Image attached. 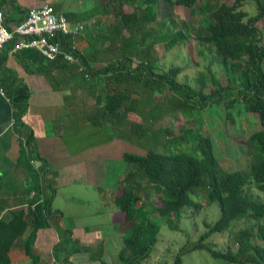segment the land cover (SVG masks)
<instances>
[{
  "label": "trees",
  "instance_id": "trees-1",
  "mask_svg": "<svg viewBox=\"0 0 264 264\" xmlns=\"http://www.w3.org/2000/svg\"><path fill=\"white\" fill-rule=\"evenodd\" d=\"M133 1L101 0L106 9H117L113 15L121 20L119 31L124 27L130 30L138 22L136 28L145 29L149 23L158 20L160 1L170 9V13L178 7L186 8L188 12L190 10V16H187L189 18L194 16L195 12L202 15L198 29L194 30L189 22L183 21L180 28L170 33V45L192 40L198 56L209 58L206 52L212 53L207 64V73L198 74L200 86L192 87L176 79L182 70L181 66H172L162 73H156L147 62L133 64L129 57L91 71L92 75L113 72L117 74L118 80L130 81L131 77H135V73H144L148 78L163 82L168 88H180L185 91L187 99L183 101L187 108L182 110L188 112L184 111L183 115L189 114V111L196 107L204 108L222 103L227 116L231 117L229 109L241 102L246 111L256 116L259 126L246 139V153L249 155V168L246 171H227L222 168L215 157L211 138L197 132L194 135L192 152L183 149L174 152L149 149L144 155L124 153L125 161L136 166L135 172L130 174L138 171L144 173L159 198L157 201H151L152 208L168 221L180 218L186 206L194 205L197 208L199 203L194 200L196 196H204L208 203L218 204L219 218L213 222H204L206 230L200 235L194 248L206 249L212 257L229 263L264 264V201L252 196L247 190L250 185H255L256 189L264 194V28L261 27H264V0H254L256 12L253 14L247 13L243 8L250 0H202L200 5L198 0H137L132 11H125L123 6ZM196 4L198 10L194 12ZM189 32L194 34L192 38ZM25 51L34 61L42 65L47 64L48 60L36 50ZM214 62L219 63L225 72L224 83L218 80L212 70ZM208 78L211 81L210 86L207 85ZM193 88L200 89L196 91ZM2 89L12 105V126L20 144L17 165L26 169L30 178L29 192L35 190V195L26 207L12 209L10 219L0 218V264H11L10 252L20 237H24V254L29 258L27 264H73L71 254L79 248H65L70 230L63 232L50 254L42 256L33 252L32 244L37 230L48 227L49 219L53 215L50 199H42L40 196L46 182L42 174H45L48 168L36 152L33 135L25 132L21 120L27 89L24 86L11 90ZM195 95H199L198 100L193 97ZM225 97L227 101L223 102ZM124 99L125 95L120 92L106 95L103 98L106 111L109 114L117 112ZM190 100L194 103L192 107L188 105ZM192 132L191 129L185 128L182 135L174 137L172 145L186 143L189 140L188 133ZM32 159L40 160L38 168L31 163ZM198 190H201L200 194L197 193ZM116 191L115 204L118 213L115 218L126 226L122 236L123 247L118 258L121 264H141L151 253L157 240L159 225L151 219L147 204L139 194L138 184ZM32 203L35 204L33 208ZM241 220L246 223L238 232L235 249L227 247L225 250H218L204 242L213 233L221 232L233 222ZM57 229H62L59 222ZM181 259L180 254L176 255L172 264H180Z\"/></svg>",
  "mask_w": 264,
  "mask_h": 264
},
{
  "label": "crops",
  "instance_id": "crops-1",
  "mask_svg": "<svg viewBox=\"0 0 264 264\" xmlns=\"http://www.w3.org/2000/svg\"><path fill=\"white\" fill-rule=\"evenodd\" d=\"M44 3H49L55 12L64 14L71 23L83 24L80 33L67 42L77 46L83 62L90 68L87 80L93 81L80 85L77 76L81 72L74 65H64L60 60L48 61L46 65H42L34 61L25 50L12 52V44H7L0 52V89L11 90L17 86L27 89L21 120L25 132L33 135L36 152L48 168V179L40 196L42 199H50L53 215L48 227L37 230L32 249L38 255L50 254L63 232L70 230L65 248H79L71 254L73 264H121L118 254L123 247L122 236L126 226L115 218L118 213L115 191L112 198H109L112 206L109 205L104 211L91 212L94 213L92 217H88L90 213L86 214L82 207L75 205L88 206L91 204L89 199L65 191L90 189L86 187L99 190L108 176L109 165L123 163L124 153L146 154L148 148L142 149L141 145L130 139L133 121L138 120L141 126L144 123L138 133L140 136L146 134L142 136L145 139L151 140L158 128L151 129L152 125L148 120L142 122L143 116L139 117L132 110L126 112L130 106L129 88H115L117 85L123 86L118 84L121 80L116 78L117 74L114 73L116 82L111 77L113 72L99 76L91 74V71L102 68L113 60L108 53H115L116 41L109 40L102 33L114 14L111 8L106 9L101 0H0L5 20L10 27L24 19L29 9L40 7ZM126 7L127 4L123 9ZM4 92L3 89L0 90V218L8 220L11 217L10 211L26 207L31 196L28 188L29 175L24 167L17 165L20 144L11 123L12 105ZM115 92L124 94L125 99L117 112L109 114L103 98ZM143 92L146 94V90ZM159 101L154 100L155 105L161 103ZM132 105L133 101L131 107ZM122 109L124 111L120 113ZM99 117L115 119L117 122L113 124H117L124 134L114 132L101 136V123L97 120ZM118 173L121 172L113 171V176L117 178ZM134 174L144 176L142 171ZM117 180L120 182L118 188L138 184L139 192L149 183L145 177L143 184L140 181L132 183L133 180H121L120 176ZM59 198L67 202L60 206L56 204ZM69 205L75 206V213L79 214L77 225H71L72 215L67 214ZM100 213L106 216L100 217ZM83 221L84 224H81ZM58 222L62 228L60 230L57 229ZM10 257L12 264L14 260L12 255ZM17 259L25 264V260L29 258L24 254V260L20 257Z\"/></svg>",
  "mask_w": 264,
  "mask_h": 264
},
{
  "label": "rangeland",
  "instance_id": "rangeland-1",
  "mask_svg": "<svg viewBox=\"0 0 264 264\" xmlns=\"http://www.w3.org/2000/svg\"><path fill=\"white\" fill-rule=\"evenodd\" d=\"M201 1L202 0H198L199 5ZM136 2L137 0H134L133 3H127L125 11H132L137 4ZM198 4L194 6V12L198 10ZM112 5L115 6V4ZM243 8L247 13L253 14L256 12L255 1L250 0L246 2ZM111 10L112 13L117 11V9L115 10L114 8ZM158 12V20L149 23L147 28L137 29L138 22L133 25L130 30L124 27L121 31L118 30L121 25V20L119 17L111 15L108 27L102 31L109 40L116 41L115 53H108V56L113 58L109 64H115L124 57H129L132 59L133 64H145L147 62V65H150L156 73H162L170 67L178 65L182 67L181 72L176 77L179 82H186L192 87L200 86L198 74L199 72L207 73V64L210 62L212 53L206 52L209 58L198 56L192 40L185 43L177 42L170 45V33L180 28L183 21L189 22L194 30L198 29V27L201 26L200 20L202 15L196 14L195 12L194 16L189 18L187 16H190V10L188 12L186 8L178 7L170 13V9L161 1L158 5ZM261 27L264 28L263 25H261ZM118 34L120 35L118 36ZM189 34L191 38L194 36L193 33L191 34L189 32ZM120 38L124 41L122 42ZM262 39L264 41V30ZM117 42H119V44H117ZM212 70L218 80L224 83L225 72L222 71V66L214 62ZM79 74L77 76V81L80 85H85L92 80L85 79L82 73ZM112 74L111 77L113 82H116L114 73ZM134 75L135 77H131L130 81L121 80L122 83L118 82V84H123V86L117 85L115 88H126L125 90L129 88L128 102L130 106H128L126 112L132 110L133 113L139 117L143 116L142 122L147 119L148 123L152 126L156 125L158 122L156 127H150L151 129L158 128V133L155 131L151 140L148 138L145 139L146 137L142 136L146 134L143 133V135L140 136L138 133L144 123L141 126L138 120L133 121V127H131L132 130H130L132 134L130 135L129 133L130 139H132L133 142L141 145L142 149L148 148L161 152H174L183 149L187 152H192L195 142L194 135L200 132L211 138L215 157L222 168L227 171L248 170L249 155L246 153V139L259 125L256 116L246 111L243 103L237 102L233 108L229 109L231 117L227 116L225 107L222 103L208 105L204 108L196 107L195 109H191L189 114L183 115V112L187 111L182 110V108H187L186 103L183 102L187 100L184 90H180V88H168L163 82L153 80L151 77L148 78L144 73L143 75L141 73H135ZM207 85H211L209 78L207 80ZM193 89L198 91L200 88ZM143 90H146V94H144ZM207 90L208 88H206V91ZM193 97L196 100L199 99V95ZM154 100L158 102L161 100V103L155 105ZM131 101H133L132 107ZM224 101H227L226 97L223 102ZM188 105L192 107L194 105L193 101L190 100ZM123 111L124 109H122L120 113ZM134 119L136 118H133V120ZM97 120L101 123L99 126L101 130H99V133L101 136L114 132L120 135L124 134L118 129L117 124H113L117 122L115 119L107 120L99 117ZM185 128H189L193 131L190 134L188 133L189 140L183 144H177L176 146L172 145L174 137L182 135ZM149 132L150 129H148V133ZM108 170V176L105 178L104 184L99 190L93 187H86L90 189L76 188L75 190L67 189V191H65V193H77L82 198L90 200L91 204L88 206L75 204L76 206L82 207V210H85L86 214L89 212L90 214H88V217H92L94 213L91 212L95 210L104 211L108 209L109 205L112 206L111 199L109 198H112L114 191L116 194V190L119 189L120 182L117 180L119 176L121 180L127 178L126 180L129 182L133 180L132 183L140 181V183L143 184L145 176L130 174V172H135L136 170V166L131 162L123 161L121 164L109 165ZM113 171H120L122 174L118 173L116 178V176H113ZM142 174L144 173L142 172ZM114 178H116V180H114ZM143 187L144 188L140 190L139 194L142 196V201H145L147 204L146 207L150 211L151 219L159 225V231L157 240L152 247L149 257L141 264H172L178 254H180L182 258L180 264H234L220 258L212 257L206 249L194 248L200 235L206 230L204 222L216 221L220 216V208L216 202L208 203L204 196H196L194 200H196L197 204L199 203L197 208L194 205L186 206L180 218H172L168 221L160 217L154 208H152L151 201H157V199H159L157 193L152 189V186L147 183V185ZM247 190L252 196L258 197L264 201V194L258 191L255 185H250ZM200 192L201 190L197 191L198 194H200ZM64 202L66 203L67 201L59 198L56 204L63 206ZM75 208V206H67V214L72 215L71 225H77L78 223L77 218L79 214L75 213ZM104 216L106 215L100 213V217ZM245 223L246 222L243 220L235 221L227 229L210 235L204 242L218 250H225L227 247L235 249L237 247L236 238L238 232ZM81 224H84V221ZM23 238H18L16 244L11 249L10 255H12L14 260L12 264H14V262L21 264L20 260L17 259L18 257L24 260ZM28 261L29 259H26L25 264H27Z\"/></svg>",
  "mask_w": 264,
  "mask_h": 264
},
{
  "label": "built area",
  "instance_id": "built-area-1",
  "mask_svg": "<svg viewBox=\"0 0 264 264\" xmlns=\"http://www.w3.org/2000/svg\"><path fill=\"white\" fill-rule=\"evenodd\" d=\"M82 29L81 22L71 23L64 14L55 12L49 3L29 9L24 19L10 27L0 4V52L7 44H12V52L25 49L36 50L48 61L61 60L74 65L83 77L88 79L90 71L83 62L82 54L74 43L67 42L69 38L79 34ZM0 90L2 91V88ZM11 123H14L13 118ZM31 163L37 168L41 164L39 159H32ZM42 175L46 180L48 179V171ZM34 195L35 190H32L31 198ZM39 201L41 202L42 199ZM34 206L35 204L32 203L31 207Z\"/></svg>",
  "mask_w": 264,
  "mask_h": 264
}]
</instances>
